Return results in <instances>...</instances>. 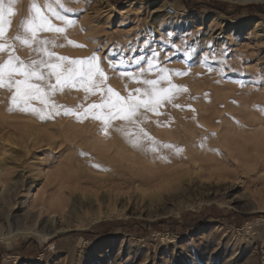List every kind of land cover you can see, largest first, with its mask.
<instances>
[{"label":"rangeland","instance_id":"374dc122","mask_svg":"<svg viewBox=\"0 0 264 264\" xmlns=\"http://www.w3.org/2000/svg\"><path fill=\"white\" fill-rule=\"evenodd\" d=\"M108 1L112 6H107L102 0H67L69 7L81 9L78 14H72L76 20L75 26L66 30L67 39L74 43L67 44L63 36H58L60 44L65 46L52 50L70 59L86 58L95 53L107 76V85L121 96H127L130 91L143 85L134 79L129 80L127 75L121 77V71H113L108 61H124L120 68L138 73L148 67L143 58L151 57L156 52L160 67L179 69L185 73L168 74V79L176 85L181 84L185 89L181 92L188 95L172 100L177 104V109H173L177 116L184 108L185 111L187 109L185 114L189 115L188 109L191 107V111L199 115L195 118L197 122L215 121V124L222 121V124H229L231 121L234 126L236 122L258 123L257 119L254 122L249 117V111L250 107L259 106L252 110L264 114V18L260 14L250 15L243 6L264 3V0H219L243 7L238 14L231 16L185 9L175 0H130L123 4ZM29 3L30 0H16L8 36L15 35L22 17L28 16ZM16 54L22 59H28L31 55L27 47L19 44L16 45ZM0 56L6 58L4 54ZM133 62L138 63L139 67ZM209 66L212 71H209ZM157 71L156 68L147 71L144 77L157 79ZM238 81H244L243 86ZM161 84L167 87V81H161ZM1 91L6 92L7 96L3 98L0 95V99L3 98L0 100V264H264V217L257 215L246 221L229 214L231 211L240 214L264 213L262 135L248 136L247 145L242 142L232 144V152H227L237 160L229 159L230 162L223 164H226L225 169H221L225 177L209 176L206 169L201 171L197 163L188 161L175 163V166L173 162H168L163 168L148 167V164L140 162L138 175L109 174L112 180L108 172L84 163L87 158L80 153H86L88 149L85 141L76 139L78 143L81 140L79 144L76 142L78 145L69 142L70 135L57 131L58 127L50 122L52 118L24 122L16 116L17 111H7L10 96L8 91ZM70 91L78 94V102L69 100ZM59 92L64 96H60ZM83 92L81 88L64 89L56 92L51 99L61 109L62 104L70 101L85 108L89 104L99 103V93L85 99ZM206 95H214L209 106L203 99ZM240 102L245 104L242 109ZM248 102L252 105L247 106ZM33 103L41 106L38 101ZM203 108L208 111L200 115ZM223 112H226V116ZM239 116L243 119H239ZM18 122L22 125L26 123L28 127L21 125V128ZM215 138V135L210 136L212 141ZM66 164L76 167L67 170ZM145 170L146 178H143L141 174ZM100 175L110 179L106 182L107 186L102 188H98L90 179ZM173 175L182 179L180 189L172 187L175 182L164 183ZM86 177L89 178L86 180ZM14 187L20 189V196L17 194L16 200L13 199ZM30 187L33 195L45 198L41 204V218L53 217L58 213L54 218L72 227L48 238L24 234L7 244L1 237L12 236L18 225L29 226L30 220L20 214V217L15 216L10 220L11 224H7L3 217L11 208L9 205L22 199ZM106 190L111 193L119 191L122 196L113 203L112 195V200L108 195L103 199ZM89 193L94 194L92 202L87 199ZM54 198L58 203L50 207L47 201L50 199L51 202ZM181 201H188L192 206L175 210ZM41 206L33 208L34 213L38 214ZM212 206L228 210V215L187 229L181 228V225L173 230L162 226L160 231L147 229L144 232L143 225L142 229L134 228L132 233L124 229L123 232L94 240L77 233L104 220L151 222L168 217L177 220L185 217L186 224L188 217L201 218Z\"/></svg>","mask_w":264,"mask_h":264},{"label":"snow or ice","instance_id":"6c2138e0","mask_svg":"<svg viewBox=\"0 0 264 264\" xmlns=\"http://www.w3.org/2000/svg\"><path fill=\"white\" fill-rule=\"evenodd\" d=\"M15 3L16 0H0V54L6 56L0 61V90L9 93L8 112L19 111L31 113L40 120L50 119L53 118V113L61 114V108L51 97L64 89L81 88L85 99L99 93V103L89 104L83 108L82 113L78 109L83 105H77L76 108L65 107L62 109L63 114H74L78 121L91 117L99 121L97 131L105 138L114 131L125 143L144 154H154L156 159L167 161L169 154L181 155L183 149L180 146L158 141L149 134L144 125L150 122L149 113L159 116L161 113L158 109L162 104L170 103L185 90L183 86L172 83L168 74L185 73L179 69L160 67L159 54L156 52L151 57L143 58L148 67L142 68L138 73L120 68L124 61L109 60V67L113 71H121V77L127 75L129 80L134 79L143 85L130 91L127 96H121L107 85V76L95 53L86 58L70 59L52 50L65 46L60 44L58 36H63L67 44L74 43L67 39L66 30L75 26L76 20L72 14H78L81 9L69 7L67 0H43L42 4L40 0H30L28 16L22 17L17 33L8 36L7 30L15 12ZM17 44L30 50L28 59H22L16 54ZM136 67H139L138 63ZM154 68L158 69L157 79L145 78L144 73ZM212 70L209 66V71ZM161 81H167V87L162 86ZM238 82L243 86L244 81ZM33 101H38L41 106H36ZM155 122L160 124L158 120ZM205 139L206 137L201 139V147ZM80 154L87 155L82 151ZM92 166L107 170L100 165Z\"/></svg>","mask_w":264,"mask_h":264},{"label":"bare ground","instance_id":"6f19581e","mask_svg":"<svg viewBox=\"0 0 264 264\" xmlns=\"http://www.w3.org/2000/svg\"><path fill=\"white\" fill-rule=\"evenodd\" d=\"M102 1L105 4H107V6H112L109 3L108 0H102ZM239 1H242V2H257L259 0H239ZM258 25H259V23H258ZM262 31H264V30H262ZM2 60L3 59L0 56V61H2ZM215 92H217V91H215ZM215 92H213V93H215ZM5 93L0 90L1 97H3L4 95L7 96ZM208 93H210V92H208ZM59 95L60 96H64V95H62V92H59ZM214 95H212V96H214ZM186 96H188V95L187 94L185 95L184 92H180L174 98H175V100H177L176 98H185ZM200 96H202V95H200ZM212 96L206 95V96L203 97L206 105L211 103ZM249 96H250V94H249ZM259 96H260V94H259ZM68 97H70L69 100H74L72 102H76L77 100H79L78 99L79 96L75 92H71L70 91V93L68 94ZM197 97L198 96H195V98H197ZM246 97H248V96H246ZM252 97H254V96H252ZM260 97H263V96L261 95ZM3 98H1L0 100H3ZM250 99L253 100V98L249 97V100ZM252 100H251V102H252ZM194 101L196 102V100H194ZM202 103L204 104V102H202ZM243 103H245V101ZM246 103H247V101H246ZM194 104H193V106H194ZM205 104H204V106H205ZM240 104H241V102H240ZM77 105H79V104L78 103H71V101L69 103L65 102V105L62 104L63 108H65V107L66 108H76ZM173 105L177 106V104L173 103V101H171L170 103L169 102H164L162 104V106L158 109V111L161 114L159 116H157V115H155L153 113H149L148 115L150 117V122H148V123H146L144 125L145 129L149 132V134L151 136H153L155 139H157L158 141L171 142L172 144L178 145V146H180L183 149V152L179 156H172V155L169 154V159L167 161L159 160V159L156 160L154 154H152V153L144 154L143 152L133 148L129 144L125 143V141L120 137V135L115 133L114 131L111 133V135L108 138H105L101 133H99L97 131V129L99 127V121H95L91 117L83 119L82 121H78L75 118L74 114L65 115V114H63V111H62L60 115H54L52 120L51 121L49 120V121L52 122L53 125H56L58 127L57 131H61L63 134H69L70 135L71 138H69V142L76 143L77 142V141H75L76 139H81L82 141L86 142L85 143L86 146L88 145V149L86 150L87 155H85V157L87 159H85V161H84V163L86 165H88V166L89 165L90 166H92V165H100V166H102V168L107 169V170H101V169L100 170L102 172L103 171L108 172V175L109 174L113 175L114 173L118 174V175H123L125 173H128L130 175V177H134V176L138 175V173H140V171H141V170H139L140 166H141V164L139 166L140 162H144L145 164H148V167H154V166H157V167L160 166L161 167L162 166V168H163V166H165L168 162H171V163L173 162L172 164H174V166H175L176 165L175 163H177V164L179 162L180 163L181 162L186 163L187 161L188 162H193L194 164L197 163V166L200 168V170L201 169H206L209 176L215 175L217 178L223 177L225 175V172L223 170H221V169H225L223 167L226 165V164L225 165H223V164L227 163V162H230V160H237L236 157H232L227 152V150L232 152V150H231L232 148L231 147H232L233 143L235 144V142H237V143H241L242 142V143H244V145H247V143H246L248 141L247 137L248 136H253V135H256V134L262 135V137L264 139V121L261 120V119H263L262 117L264 116V114H262L263 115L262 116V115H260L261 111L259 112L260 114H258L256 111L254 112V110H252V109H254V107H250L251 111H249L250 112V116L249 117L253 118L254 122H255V119H257L258 123H253L252 122L250 124H247V123L243 122V124H237V122H236V125L234 126V123L231 125V121H230L229 124H227V123L226 124H222V121H218L215 124H214L215 121L213 123H207L205 121L197 122V121H195V118H197V116H199V115L197 114V112L191 111V107H190V109H188L190 111L189 115L185 114L187 109L185 111V108H184V109L181 110L183 112L182 113L180 112L179 115L177 116L175 113H173V109L176 108V106L174 107ZM234 105H232V107ZM241 105L242 106H239V107H241V109H242L243 105H245V104H241ZM249 105H252V104H249V102H248L247 106H249ZM37 106H39V105H37ZM226 106H227V104H226ZM246 107H244V108H246ZM83 108H85V107L79 108L78 111L82 113L83 112ZM205 108H208V107L206 106ZM205 108L200 110L201 111L200 115H202L204 112L208 111ZM223 109H226V108H223ZM237 109H238V107H237ZM231 110H233V109H231ZM225 111H227V109ZM245 111H246V109H245ZM223 113L225 115L226 112H223ZM207 115H210V114H207ZM16 116L21 118L22 120H24V122H26L25 120H27V121L29 120L31 122H33L35 120L38 121L37 116H35V115L31 114V113H22V112L17 111L16 112ZM217 117H219V116H217ZM233 117H234V112H233ZM239 119H243V118H240V116H239ZM157 120L160 122L159 125L155 122ZM242 121H244V120H242ZM46 122H48V121H46ZM18 124H20V122H18ZM25 124H23V125L20 124V127L23 128L22 126H27V124L26 125ZM27 127H25V128H27ZM212 133H214V135L216 136L214 141L210 140V136L212 135ZM205 137H206V139L204 140L203 147H201V139L205 138ZM253 137H255V136H253ZM81 140H79V143H80ZM77 143H76V145L79 144V143L78 144ZM66 144H63V145L66 147ZM72 147L75 148V146H72ZM213 149H215L216 151H213ZM225 150H226L227 153L225 152ZM165 152L167 153V150H165ZM247 155H249V154H247ZM92 156H93V159L91 160ZM171 163H169V164H171ZM192 165H191V167H192ZM231 166H232V164H231ZM74 167H76V166L75 165H71V166L66 167V169L67 170H69V169L73 170ZM162 168H160V169H162ZM173 168H175V167H173ZM173 168H171V169H173ZM95 169H97V167H95ZM163 170H165V169H163ZM61 171L63 172V170H61ZM62 172H60V173H62ZM95 172H97V170H95ZM146 173L147 172L145 170V171H143V174H141L143 176V178H146V176H145ZM165 173H166V171H165ZM170 174H171V172H170ZM80 176H82V175H80ZM171 177L172 178L165 179L164 183L167 185L168 183L175 182V184L173 183L174 186H172V187H175L174 189H176V190L180 189L181 187H179V186L181 185L182 179H180L177 175L176 176L173 175ZM87 178H89V177H86V180H87ZM74 179H76V177ZM79 179H78V181H79ZM90 179L93 181L94 184L97 185L98 188H102L103 186H107L108 183H106V182L110 181L109 177H106L104 175L92 176V178H90ZM111 179H112V177H111ZM159 181H160V179H159ZM161 183H162V180H161L160 184ZM7 189H9V187ZM31 189H32V187L27 189V193L25 194V196L22 195L23 196L22 199H20V200L17 199L19 201H17L15 204L13 203L14 205L10 206L11 204L10 205L8 204L9 207L13 208L12 211L14 212V214L12 213L11 208L10 209L8 208L9 211H7V214L3 217L5 223L9 224L10 220L14 219L15 216H19L20 214H22L26 219H29L30 222H29V226L22 227V226L18 225L16 227L15 234H13V235L11 234L12 236L1 237V239L4 240L7 244L11 243V241L14 238H16L18 236H23L24 234L31 233V234H34V235L39 236L41 238H48V237H50L52 235H55L58 232L65 231L69 227H72V226H69V225H64L62 223H59L58 220H56L54 218V216L56 214H58V213L53 214V217L49 216L47 218H41V215H42L41 214V212H42L41 204L43 203L45 198L40 199V198L37 197L36 194L33 195L31 193ZM105 193L106 194L103 195V199L107 195L110 197V199L113 196V198H114V199L112 198L113 199V203H115L116 200L118 198H121V196H122V195H120L119 191H114V193H111L110 190L109 191L106 190ZM14 194H15V196L13 195V199L15 198L14 200H16V195L20 194V189H16L15 188ZM7 195H9V193ZM93 197H94V194L93 193H91V194L89 193V195L87 196V199H89V201L92 202L93 201L92 199H94ZM96 197H98V196H96ZM8 200H10V199H8ZM57 201L58 200H56L54 198L53 200H51V202H50V199L47 202L50 205V207H53L54 203H58ZM4 202H5V200H4ZM38 205H40L41 207L38 209L39 210L38 214H36V213H34L33 208H35ZM190 206H192L190 204V202L181 201V202L178 203L177 208L175 210L180 211V210L186 209V208H188ZM60 209H61V207H60Z\"/></svg>","mask_w":264,"mask_h":264},{"label":"trees","instance_id":"16d2710c","mask_svg":"<svg viewBox=\"0 0 264 264\" xmlns=\"http://www.w3.org/2000/svg\"><path fill=\"white\" fill-rule=\"evenodd\" d=\"M128 1L130 0H110L112 4H123ZM175 2H178V4H180L185 9H190V10L192 9L196 11L206 10L207 12L216 13L219 15H226V16L238 14L239 11L243 7H245L247 9V12L250 13V15L260 14L264 18V3H252L242 7L239 5H234L227 1H219V0H210L206 2H196L195 0H175ZM227 212L228 210L226 209H220L216 206H212L208 208V213L202 215L201 218L197 219L194 216H192V218L188 217L186 224H184L185 217L180 218V220L174 218H164L151 222H147L145 220L144 221L134 220V219L104 220V221H100L98 224H96L95 226L91 227L88 230L77 231V233L88 240L89 239L94 240L104 236H111L118 232H123L124 229L130 230L132 233L134 231V228L140 227V229H142L143 225H144L143 227L144 232H146L147 229L160 231L162 226H166V228L173 230L176 229L178 225H181V228L187 229L205 223L206 221H209L212 218L221 219L222 217H224L223 215H228ZM213 214L215 216H213ZM229 214L246 221L249 220L251 217L257 215H262L264 217V213L240 214L231 211ZM227 221H229V219H227Z\"/></svg>","mask_w":264,"mask_h":264}]
</instances>
